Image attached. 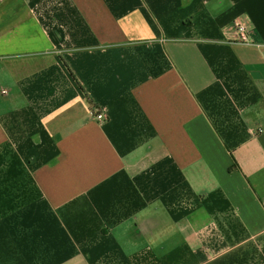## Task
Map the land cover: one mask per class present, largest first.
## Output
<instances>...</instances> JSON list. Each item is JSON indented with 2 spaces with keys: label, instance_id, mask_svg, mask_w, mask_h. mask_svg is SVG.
<instances>
[{
  "label": "crops",
  "instance_id": "crops-1",
  "mask_svg": "<svg viewBox=\"0 0 264 264\" xmlns=\"http://www.w3.org/2000/svg\"><path fill=\"white\" fill-rule=\"evenodd\" d=\"M0 264H264V0H0Z\"/></svg>",
  "mask_w": 264,
  "mask_h": 264
},
{
  "label": "built area",
  "instance_id": "built-area-1",
  "mask_svg": "<svg viewBox=\"0 0 264 264\" xmlns=\"http://www.w3.org/2000/svg\"><path fill=\"white\" fill-rule=\"evenodd\" d=\"M234 27H235L236 33L239 37V40H241L243 42H247V37H246L247 27H246V25H244L241 22H237ZM3 94H7V91H3ZM96 118L98 121L102 122V121L106 120V115L104 113H99L96 115Z\"/></svg>",
  "mask_w": 264,
  "mask_h": 264
},
{
  "label": "water",
  "instance_id": "water-1",
  "mask_svg": "<svg viewBox=\"0 0 264 264\" xmlns=\"http://www.w3.org/2000/svg\"><path fill=\"white\" fill-rule=\"evenodd\" d=\"M252 76H253V78H255V79L261 77V75H260L258 72H253V73H252Z\"/></svg>",
  "mask_w": 264,
  "mask_h": 264
}]
</instances>
